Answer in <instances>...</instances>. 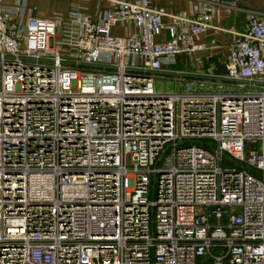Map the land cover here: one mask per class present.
<instances>
[{
    "label": "built area",
    "instance_id": "1",
    "mask_svg": "<svg viewBox=\"0 0 264 264\" xmlns=\"http://www.w3.org/2000/svg\"><path fill=\"white\" fill-rule=\"evenodd\" d=\"M104 1L0 0V264H264V20L164 91L179 52L218 45L196 35L224 29L219 0Z\"/></svg>",
    "mask_w": 264,
    "mask_h": 264
},
{
    "label": "crops",
    "instance_id": "2",
    "mask_svg": "<svg viewBox=\"0 0 264 264\" xmlns=\"http://www.w3.org/2000/svg\"><path fill=\"white\" fill-rule=\"evenodd\" d=\"M11 2L12 0H5ZM201 0H152L151 4L156 7H163L168 12H185L193 14L194 6ZM76 6L81 11L89 13L93 18L99 17L106 7L104 0H26V8L29 14L37 17H45L53 12L66 13L71 7ZM28 15V14H27ZM251 15H257L264 20V0H219L217 14L213 23L222 26L223 30L215 27L198 33L199 40H208L217 36L218 45L210 49L181 51L177 54L174 68L170 66L159 73L164 77L173 78L180 74L184 75H205L207 71L214 73L224 72L223 61L227 55V45L233 39L234 30H242ZM165 22H169L168 15L163 16ZM113 32L124 33L136 31L132 24H116L112 27ZM170 32L164 28L158 38H168ZM219 68L223 70L220 71Z\"/></svg>",
    "mask_w": 264,
    "mask_h": 264
},
{
    "label": "rangeland",
    "instance_id": "3",
    "mask_svg": "<svg viewBox=\"0 0 264 264\" xmlns=\"http://www.w3.org/2000/svg\"><path fill=\"white\" fill-rule=\"evenodd\" d=\"M176 64H171L170 68H174ZM154 87L157 90H172L175 88V80L170 77H164L161 75L155 76Z\"/></svg>",
    "mask_w": 264,
    "mask_h": 264
},
{
    "label": "trees",
    "instance_id": "4",
    "mask_svg": "<svg viewBox=\"0 0 264 264\" xmlns=\"http://www.w3.org/2000/svg\"><path fill=\"white\" fill-rule=\"evenodd\" d=\"M220 71H222L223 69L222 68H219Z\"/></svg>",
    "mask_w": 264,
    "mask_h": 264
}]
</instances>
